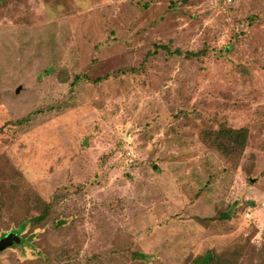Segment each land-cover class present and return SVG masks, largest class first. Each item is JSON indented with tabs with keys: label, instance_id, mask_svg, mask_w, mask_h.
Listing matches in <instances>:
<instances>
[{
	"label": "rangeland",
	"instance_id": "374dc122",
	"mask_svg": "<svg viewBox=\"0 0 264 264\" xmlns=\"http://www.w3.org/2000/svg\"><path fill=\"white\" fill-rule=\"evenodd\" d=\"M9 233L0 264H264V0H0Z\"/></svg>",
	"mask_w": 264,
	"mask_h": 264
},
{
	"label": "trees",
	"instance_id": "16d2710c",
	"mask_svg": "<svg viewBox=\"0 0 264 264\" xmlns=\"http://www.w3.org/2000/svg\"><path fill=\"white\" fill-rule=\"evenodd\" d=\"M85 77V75H83ZM80 78L79 75L75 76V80ZM99 80V79H96ZM249 130L248 128L234 129L230 127H223L214 133L215 142L219 150L225 155L231 153L243 152L247 145ZM45 218V214H39L33 217L34 221L41 222ZM210 254L200 255L196 257V262L204 264L210 258Z\"/></svg>",
	"mask_w": 264,
	"mask_h": 264
},
{
	"label": "water",
	"instance_id": "95a60500",
	"mask_svg": "<svg viewBox=\"0 0 264 264\" xmlns=\"http://www.w3.org/2000/svg\"><path fill=\"white\" fill-rule=\"evenodd\" d=\"M20 241L18 235L9 233L6 236L0 239V251L6 249L7 247L11 246L14 242Z\"/></svg>",
	"mask_w": 264,
	"mask_h": 264
}]
</instances>
